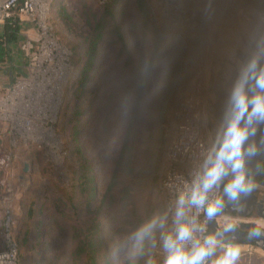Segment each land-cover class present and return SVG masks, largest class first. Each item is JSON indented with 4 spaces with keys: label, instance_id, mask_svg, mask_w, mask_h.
I'll return each instance as SVG.
<instances>
[{
    "label": "rangeland",
    "instance_id": "rangeland-1",
    "mask_svg": "<svg viewBox=\"0 0 264 264\" xmlns=\"http://www.w3.org/2000/svg\"><path fill=\"white\" fill-rule=\"evenodd\" d=\"M63 1L54 9L52 20L57 27L58 37L72 46L75 60L80 63L82 53L86 55L88 36L105 16L106 7L96 0ZM143 2L146 3L145 13L141 10ZM62 4L64 7L61 10ZM116 6L119 10L114 11L115 21L122 26L135 62L130 63L126 53L119 55L121 44L112 43L118 34L107 33L110 43H100L87 84L92 86L93 91L102 85L91 105L93 114L97 112L89 128L91 150L80 140L83 154L77 153L75 143L67 135L72 106L61 126L70 147V157L63 174L61 169L54 173L39 153H24L13 168L6 169L7 185L3 190L4 198H0V215H5L7 207L15 212L18 234L25 237L21 264H148L154 245L153 235L157 237L159 229L144 233L143 226L165 213V202L159 190L163 153L167 144L164 123L193 71L208 28L202 25L192 35L179 29H165L158 18L156 0H119ZM24 19L26 24L29 23V28L23 33L22 43L14 48L15 58L0 65V95L24 73L18 64L21 59L25 61L22 45L28 39H35L38 34L37 27L26 17ZM108 25L112 28L114 24L110 22ZM159 30L163 37L161 47L156 37ZM157 51H161L160 57H154ZM179 57L185 75L166 100L167 80L172 73V65ZM140 63L146 68L151 64L156 70L154 76L147 77L145 90L140 97L139 132L131 157L134 171H118L125 182L119 187H131L130 204L124 209L123 201L117 200L122 194L116 193L115 189L112 192L111 183L139 90L136 83L132 93H129L133 83L131 74L133 66ZM112 91H115V100L108 103L107 97ZM109 112L111 117L106 128L100 125L96 129L97 119H103ZM102 148L106 152L104 162L100 157ZM94 154L97 157L92 156L94 161L91 160L87 168L95 172L96 191L80 196L77 173L86 157ZM25 157L34 162L32 173L26 174L22 169ZM89 193L94 199L89 198ZM112 195H115L114 201L110 200ZM147 208L150 212L146 217L143 214ZM134 221L138 223L135 226ZM255 221L264 227V219L252 220ZM97 224L101 228L99 234L102 242L96 233ZM251 248L252 252L240 256L237 264H264V247L251 245Z\"/></svg>",
    "mask_w": 264,
    "mask_h": 264
},
{
    "label": "built area",
    "instance_id": "built-area-1",
    "mask_svg": "<svg viewBox=\"0 0 264 264\" xmlns=\"http://www.w3.org/2000/svg\"><path fill=\"white\" fill-rule=\"evenodd\" d=\"M96 1L103 4L109 0ZM63 2L0 0V27L9 16L17 13L24 22V17L29 19L38 30L35 39H28L22 45L27 74L18 76L0 95L2 199L7 185L6 169L13 168L24 153L41 154L44 163L54 173L61 169L63 174L66 170L70 147L61 126L72 109L70 99L86 55L82 53L79 63L75 60L72 46L58 37L52 13ZM156 10L161 26L167 29H179L192 35L202 25L208 28L193 71L164 123L167 144L163 153L159 190L165 202V212H169L170 209L174 211L177 191L190 181L195 172L206 166V161L219 156L214 144L219 131L211 123L210 117L215 25L201 0H156ZM212 27L213 33L210 34ZM83 109L79 124L81 141L84 140L88 105L84 104ZM27 165L28 171L25 170ZM22 169L26 174L32 173L34 162L25 157ZM171 214L169 212V217ZM15 216L10 207H7L3 217L0 215V264H21L18 219ZM219 216L224 218V224L235 222L231 229L249 221L243 216L225 212ZM161 247L158 233L149 260L162 259Z\"/></svg>",
    "mask_w": 264,
    "mask_h": 264
},
{
    "label": "clouds",
    "instance_id": "clouds-1",
    "mask_svg": "<svg viewBox=\"0 0 264 264\" xmlns=\"http://www.w3.org/2000/svg\"><path fill=\"white\" fill-rule=\"evenodd\" d=\"M243 102L242 96L236 97V106ZM240 109L230 121L227 129L228 139L224 149L231 148L227 160L234 163L231 168L225 163L221 153L215 160L206 161V166L195 172L183 188L177 191L174 211L165 212L143 226L144 233L159 229L162 259H150L148 264H237L240 248L225 244L218 234L209 230L215 217L227 231L234 221L224 224V218L217 215L224 204L225 197L236 200L239 193H250L255 185L244 167L245 157L240 145L247 139V127H241ZM221 185L223 189L221 190ZM153 235V243H155Z\"/></svg>",
    "mask_w": 264,
    "mask_h": 264
},
{
    "label": "trees",
    "instance_id": "trees-1",
    "mask_svg": "<svg viewBox=\"0 0 264 264\" xmlns=\"http://www.w3.org/2000/svg\"><path fill=\"white\" fill-rule=\"evenodd\" d=\"M118 1L119 0H109L106 3L100 4L102 7H106V14L105 16L102 17L99 24L95 27V31L88 36L89 44H88L87 51H86V60L80 70L79 77L77 78V81L75 83V89L70 99L71 100L70 102L73 106V110H71V114L68 117L69 118L68 119L69 133H67V135L71 136V140L73 141V143H75L77 153L79 154H83L82 145H81L82 143L85 144V147L87 149L91 150V146H90L91 144L89 141V131H90L89 128H90L91 121L94 120L95 115L97 113V112H94L93 114L91 105L97 95V91L101 89L102 85L98 89H95V91H93L92 86L91 85L88 86L87 84L90 81V72L93 69L92 65L94 64V61L96 60V56L99 52L100 43L104 41L109 42L107 33L109 34L110 32H114L118 34V38L112 41V43L115 44L116 42H119L121 44L119 55L126 53L129 58V62L130 63L135 62L132 59L133 53L129 49L125 41V36H124V33L122 32V26L120 23L115 21L116 15L114 11H116V9L119 10L118 6H116V2ZM246 1L264 10V0H246ZM143 3L141 6V10L145 13L146 3L145 2ZM63 7H64L63 4L60 5L61 10ZM110 22L114 24L112 28L109 27L108 25ZM91 24L92 23L90 22V25ZM25 30H26V24L24 23V21L21 19V17L17 13H14L11 16H9L6 19L5 23L0 27V65H2L3 63L7 61L11 62L13 58H15L14 48H16L20 44ZM156 37L159 39V42H160L159 47H161L162 42H163L161 30L156 31ZM156 56L160 57L161 51H157V53L154 54V57ZM154 70H156V68L153 65L149 64L148 68H146L144 67L143 63H140L139 66H136V65L133 66V72L131 74L133 78L132 79L133 83H132L131 88H129V93L130 94L132 93V91L134 90L133 86L136 83H138L137 89L139 90L137 93V100L134 101L132 121H131L130 126L128 127L126 137L123 142L122 151L117 161V167H116V172L114 174V180L111 183L112 192H113V189H115L116 193L118 191V194H122L120 199H117V200L123 201L124 209H127L128 205L130 204L131 187L128 188V185L127 187L126 186L119 187L123 185L125 182L124 180L121 179V176L119 175L118 171L124 170L126 173H131L134 171V167L131 165V162H132L131 157H132L133 144L139 132V129H138V118L140 114L139 109H138L139 102L141 100L140 97H141L142 91L145 90V84L147 82L146 81L147 77L154 76L153 75ZM21 75H25V73H22L19 76ZM184 75H185L184 68H183V65L179 57L178 61L172 65V73L171 75H169L168 80H167L168 86L166 87V100L170 98L171 92H174L176 90L178 82L180 81L179 79L182 78ZM114 93L115 91H112L107 97L108 103H111L115 100ZM84 104L88 105V109H87V115H86V126L84 129V140L80 144V139L78 138V136L81 133L79 124H80V120L84 113V109H83ZM110 117H111V113L109 112L103 119L98 118L96 129L100 125L102 128H106L107 126L106 123L108 122V119ZM92 156L94 158L97 157L95 154L91 155V157H88V158L86 157L85 161L82 164V167L77 173L78 175L77 177L79 180L78 195L80 194V196H84L87 192L92 193L96 191V187H95L96 179L94 176L95 172H90V170L87 168V165L90 163V161L91 160L94 161ZM100 157H103V162H104V159H105L104 157H106V152L104 148H102L101 150ZM251 178L256 182L264 184V160L259 163L256 169V173L253 174ZM90 193H89V198L94 199V197L90 195ZM110 200L114 201L115 195H112ZM128 212H131V211L128 210ZM149 212H150V209L147 208L146 212L143 215L147 217ZM137 224H138L137 221H134L133 225L135 226ZM100 229L101 228L99 227V224H97L96 233H98L99 238L101 237V235L99 234ZM17 237L21 244L20 246V256H21V253L23 251V244L25 243L24 242L25 237L22 236L21 233H19ZM100 242H102L101 238H100ZM248 243H251L254 246L259 245L255 242H248ZM94 245L95 243L92 244V246Z\"/></svg>",
    "mask_w": 264,
    "mask_h": 264
},
{
    "label": "water",
    "instance_id": "water-1",
    "mask_svg": "<svg viewBox=\"0 0 264 264\" xmlns=\"http://www.w3.org/2000/svg\"><path fill=\"white\" fill-rule=\"evenodd\" d=\"M201 1L215 25L212 70L221 80V84L217 85L220 89H228L229 96L235 95L237 94L236 65L239 52L250 53L260 58L264 63V10L248 3L246 0ZM212 86H215L213 79ZM240 96L252 107V110L256 111L244 94L241 93ZM261 115L264 117V111L261 112ZM247 129V136L250 138L247 150L251 151L253 156H251L249 164L244 167L251 178L256 173L259 163L264 160V149L257 151L258 133L252 131L251 127ZM25 170H29L28 165ZM241 194L245 199L248 198L247 196L250 197V203L257 206V215L264 219V202L260 201L253 192H241ZM227 202L228 198L225 197L224 204L217 215L224 211L230 212L232 207L238 206L233 204L232 207H228ZM209 230L217 233L222 243L255 242L264 247V227L252 221L243 222L238 227L226 231L216 222L214 217L209 224Z\"/></svg>",
    "mask_w": 264,
    "mask_h": 264
},
{
    "label": "flooded vegetation",
    "instance_id": "flooded-vegetation-1",
    "mask_svg": "<svg viewBox=\"0 0 264 264\" xmlns=\"http://www.w3.org/2000/svg\"><path fill=\"white\" fill-rule=\"evenodd\" d=\"M259 8V7H258ZM237 75V88L235 95H228V89H220L217 84H221V80L218 75L213 73L210 80V89L213 93L212 104L210 106V117L211 123L218 129L219 134L215 140V148L218 154L221 153V159L224 156L225 163L231 168L232 161L227 160L228 153L231 148L224 149V144L228 139L227 129L230 121L235 117L237 112L242 109L240 114V126L252 129V131L258 133L257 140V151L264 149V117L261 112L264 111V63L260 58L241 51L237 56L236 65ZM212 79L214 80L215 86H212ZM217 85V86H216ZM244 94L248 102L256 109L252 110V107L244 100L239 107L236 106V97L238 93ZM239 94V96H240ZM250 138L243 141L240 145L241 153L245 157V164L247 166L251 160L252 152L247 150L249 146ZM241 194V193H240ZM237 208L232 207L231 209ZM248 211V207L244 208ZM257 211V210H256Z\"/></svg>",
    "mask_w": 264,
    "mask_h": 264
},
{
    "label": "crops",
    "instance_id": "crops-1",
    "mask_svg": "<svg viewBox=\"0 0 264 264\" xmlns=\"http://www.w3.org/2000/svg\"><path fill=\"white\" fill-rule=\"evenodd\" d=\"M26 24V22H24ZM28 24V25H27ZM26 24V29L29 28V23ZM24 40V36L21 40L20 43H22V41ZM24 56V55H23ZM25 60V58H24ZM19 64V67H22V70L23 72L26 74L27 73V64H26V60L23 61V59H21V61L18 62ZM25 65V66H23ZM18 70H21V69H18ZM255 185L253 191V194H255L258 199L260 201H263L264 202V184L263 183H259V182H256L254 181L253 179H251ZM248 198L245 199L243 197L242 194L239 193L238 195V198L236 200H231V199H228V207L231 206L234 204H237V208H234L232 209L230 212H227V211H224L225 213H228V214H235V215H240V216H243V217H246L249 221H254L255 220H262L263 218L259 217L257 215V206H253L251 203H250V197L247 196ZM246 200V201H245ZM240 204V205H239ZM248 207V211H246L244 208ZM256 217V218H254ZM23 218V217H22ZM256 223V221L254 222ZM227 244V243H225ZM231 245H236V246H239L240 248V256H243V255H246L248 252H252V248H251V243H248V242H237V243H231Z\"/></svg>",
    "mask_w": 264,
    "mask_h": 264
},
{
    "label": "bare ground",
    "instance_id": "bare-ground-1",
    "mask_svg": "<svg viewBox=\"0 0 264 264\" xmlns=\"http://www.w3.org/2000/svg\"><path fill=\"white\" fill-rule=\"evenodd\" d=\"M213 23V22H212ZM213 33V27H212V29L210 30V34H212Z\"/></svg>",
    "mask_w": 264,
    "mask_h": 264
}]
</instances>
